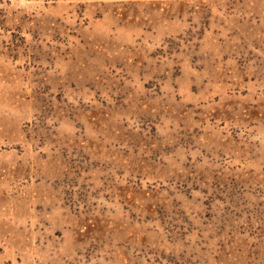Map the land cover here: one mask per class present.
Here are the masks:
<instances>
[{
	"label": "rangeland",
	"instance_id": "rangeland-1",
	"mask_svg": "<svg viewBox=\"0 0 264 264\" xmlns=\"http://www.w3.org/2000/svg\"><path fill=\"white\" fill-rule=\"evenodd\" d=\"M0 264H264V0H0Z\"/></svg>",
	"mask_w": 264,
	"mask_h": 264
}]
</instances>
